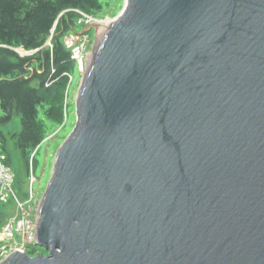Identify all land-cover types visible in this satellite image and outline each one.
I'll list each match as a JSON object with an SVG mask.
<instances>
[{
	"label": "water",
	"instance_id": "95a60500",
	"mask_svg": "<svg viewBox=\"0 0 264 264\" xmlns=\"http://www.w3.org/2000/svg\"><path fill=\"white\" fill-rule=\"evenodd\" d=\"M74 108L0 264H264V0H125Z\"/></svg>",
	"mask_w": 264,
	"mask_h": 264
},
{
	"label": "trees",
	"instance_id": "16d2710c",
	"mask_svg": "<svg viewBox=\"0 0 264 264\" xmlns=\"http://www.w3.org/2000/svg\"><path fill=\"white\" fill-rule=\"evenodd\" d=\"M73 10L96 16L102 4L99 0H0V143L7 152L2 128L19 119L20 130L10 138L27 169L45 138L38 107L46 106L51 123L62 125L66 118L68 85L76 65L64 37L75 28Z\"/></svg>",
	"mask_w": 264,
	"mask_h": 264
},
{
	"label": "rangeland",
	"instance_id": "374dc122",
	"mask_svg": "<svg viewBox=\"0 0 264 264\" xmlns=\"http://www.w3.org/2000/svg\"><path fill=\"white\" fill-rule=\"evenodd\" d=\"M99 1L102 4V12L99 15L88 16L78 11H70L74 14L72 25L75 28L71 32L66 33L64 37V39L66 37H72L74 36L73 33H76V41L84 44L85 54L87 55L85 67L89 56L92 55L97 43L99 42L100 35L104 31V28L100 26L97 35L95 36L93 29L87 30L85 28L92 23H99V25H104L106 27L107 24H105V22L109 23L111 19H114L120 13L124 6L125 0ZM83 73L84 72H81V70L76 65V70H74L70 75V82L67 91L68 101L66 107V118L62 125H57L47 120L45 116L46 106L43 105L38 107V120L42 121L44 124L45 138L35 152L33 171V178H35V180L31 182L32 184L30 186L28 184L30 175L27 171V168L23 164L19 151L16 150L13 141L10 138L12 133L19 132L20 130L19 119L15 118L8 126L2 128L4 133L7 135L6 149L10 154V165L15 175L13 190L16 194V197L18 198V202L12 201L9 205L2 208L4 221L0 225V262L3 260L2 252L5 251V249H10L16 244V242L12 240H5L2 238V227H4L7 220L13 216V210L17 208L19 204L27 201L28 198L26 199L24 195L29 194L31 191V204L36 200H40L50 178L53 159L55 157L56 151L75 126L76 119L74 99ZM31 204L28 209L30 210L29 213L31 218H34L35 210H33ZM24 208L27 209V205H24ZM28 252L32 256L38 254V252L42 253V255L45 254L44 250H41V248L38 247H32L28 250Z\"/></svg>",
	"mask_w": 264,
	"mask_h": 264
},
{
	"label": "built area",
	"instance_id": "2783aa9c",
	"mask_svg": "<svg viewBox=\"0 0 264 264\" xmlns=\"http://www.w3.org/2000/svg\"><path fill=\"white\" fill-rule=\"evenodd\" d=\"M73 35L74 36L72 37H66L64 39V46L70 51L71 59L75 62V65H77L81 72H84L87 56L85 54L84 44L77 42L75 37L76 34L73 33ZM1 146L2 144L0 143V149ZM35 152L36 150L32 154V157L35 155ZM30 166H32V164ZM34 180L35 179L33 178L31 172L28 179L29 186ZM14 182L15 175L10 165L9 154L5 151H0V207L7 206L12 201H17L18 198L16 197V194L13 190ZM24 196L26 197V199L28 198L27 201L19 204L18 207L13 210V216L8 219L6 225L2 227V238L5 240H12L16 242V244L10 249H5V251L2 252L3 260L7 258L9 254L15 251H20L33 257L28 252V250L32 247H38L36 245V224L38 220L37 209L40 200H36L31 204V191L29 194H26ZM30 204L32 205L33 210H35L34 218H31V215L29 213L30 210L28 208L30 207ZM24 205H27V209L24 208ZM38 254L42 255V253L39 252ZM45 255L47 254H43V256Z\"/></svg>",
	"mask_w": 264,
	"mask_h": 264
},
{
	"label": "bare ground",
	"instance_id": "6f19581e",
	"mask_svg": "<svg viewBox=\"0 0 264 264\" xmlns=\"http://www.w3.org/2000/svg\"><path fill=\"white\" fill-rule=\"evenodd\" d=\"M107 23H108V22H105V24H107ZM100 26L103 27V28L105 27L104 25H100ZM37 255H39V254H37Z\"/></svg>",
	"mask_w": 264,
	"mask_h": 264
},
{
	"label": "crops",
	"instance_id": "0c3cea01",
	"mask_svg": "<svg viewBox=\"0 0 264 264\" xmlns=\"http://www.w3.org/2000/svg\"><path fill=\"white\" fill-rule=\"evenodd\" d=\"M7 150V149H6ZM1 151H4V150H2V147H1ZM8 152V151H7ZM9 153V152H8Z\"/></svg>",
	"mask_w": 264,
	"mask_h": 264
},
{
	"label": "clouds",
	"instance_id": "9594fccd",
	"mask_svg": "<svg viewBox=\"0 0 264 264\" xmlns=\"http://www.w3.org/2000/svg\"><path fill=\"white\" fill-rule=\"evenodd\" d=\"M47 254V253H46Z\"/></svg>",
	"mask_w": 264,
	"mask_h": 264
}]
</instances>
